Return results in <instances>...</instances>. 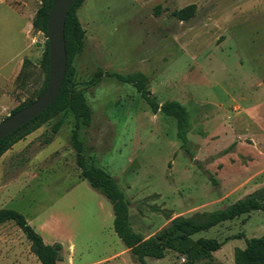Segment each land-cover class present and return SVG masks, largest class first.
Masks as SVG:
<instances>
[{"label":"rangeland","instance_id":"obj_1","mask_svg":"<svg viewBox=\"0 0 264 264\" xmlns=\"http://www.w3.org/2000/svg\"><path fill=\"white\" fill-rule=\"evenodd\" d=\"M12 4H22L31 20L39 1L0 0V120L35 99L44 80L45 36L29 25L20 34L23 20L7 8ZM188 4L196 7L188 19L171 15ZM76 13L84 45L70 62L72 79L91 113L89 126L79 130L83 155L115 180L134 231L147 237L175 216L264 195V0H83ZM21 59L24 68L15 70ZM108 72H141L159 103L182 104L186 143L176 136L174 117L152 113L131 84ZM73 122L63 111L2 154L0 208L19 211L27 222L48 213L46 232L62 235L50 238L62 242L56 264H137L113 231L110 202L79 175ZM263 233L261 210L197 232L192 239L214 237L222 245L194 263L235 264L234 249ZM184 259L168 250L146 261ZM0 264H40L11 220L0 223Z\"/></svg>","mask_w":264,"mask_h":264},{"label":"trees","instance_id":"obj_2","mask_svg":"<svg viewBox=\"0 0 264 264\" xmlns=\"http://www.w3.org/2000/svg\"><path fill=\"white\" fill-rule=\"evenodd\" d=\"M38 1L39 5L31 19V25L34 30L42 32L45 36L44 46L39 59V65L44 72V80L35 97L43 90L47 78L48 45L46 39V19L54 0ZM82 1L77 0L69 8L65 17L66 67L64 79L57 95L41 113L0 139V156L15 142L39 128L49 119L63 111H68L74 118L70 131V145L75 152V163L79 168V175L110 202L113 214V231L130 252L134 261L137 264H147L146 258L160 259L165 256L168 250H174L184 255V264H195V260L199 258L210 257L212 252L220 248L222 241H218L214 237L203 236L192 239V235L243 213L252 210L264 211V195L252 193L222 208L196 212L190 216H175L170 219L168 226L161 232L147 237L132 229L129 221L128 202L123 192L112 176L104 169L99 166H89L86 164L83 155V144L79 139V130L82 127L89 126L91 121L90 106L86 102L83 91L75 88L72 79L73 67L70 65L72 58L82 50L84 45V29L76 13V9ZM195 9L194 4H188L182 8L172 10L171 15L178 20H186L194 14ZM154 11L157 15L159 13V6H156ZM24 66L25 60L22 62L21 69ZM101 73V70H97L96 75L99 76ZM106 74L114 77L119 82L131 84L149 106L152 113L160 111L164 115L174 117L176 120V136L183 145L186 143L189 116L182 104L176 100H166L159 103L147 85V76L141 72L128 74L108 72ZM32 100H26L13 108L10 113L18 110ZM60 125L61 120H56L52 126V132H57ZM51 139V137H48L44 141L48 143ZM7 220L13 221L21 230L29 242L31 252L40 264H56L60 260L62 244L58 241L50 244L45 243L41 235L33 229L22 213L12 208H0V223ZM233 259L235 264H264V233L257 237L245 238V246L234 249Z\"/></svg>","mask_w":264,"mask_h":264},{"label":"water","instance_id":"obj_3","mask_svg":"<svg viewBox=\"0 0 264 264\" xmlns=\"http://www.w3.org/2000/svg\"><path fill=\"white\" fill-rule=\"evenodd\" d=\"M76 1L54 0L46 19L48 71L45 86L35 99L0 120V139L41 113L57 95L66 67L65 17Z\"/></svg>","mask_w":264,"mask_h":264},{"label":"crops","instance_id":"obj_4","mask_svg":"<svg viewBox=\"0 0 264 264\" xmlns=\"http://www.w3.org/2000/svg\"><path fill=\"white\" fill-rule=\"evenodd\" d=\"M13 6H7V8L13 13V15H14V17L15 18H20V20L22 19L23 20V25H21L20 26V29H19V33L21 34L22 32H26V29H27V27H28V25L29 26H32L31 25V20H29L28 19V14L27 13H25V11H24V8H23V6H22V4H12ZM24 48L25 47H22V51H19V53L18 54H16V56H18L21 52H23V50H24ZM20 58H21V56H20ZM21 65H22V59L19 61V63H17V66L15 67V70H18L20 67H21ZM34 133H35V130L34 131H32V132H30L29 134H27L25 137H23L22 139H20V140H18L17 142H15L11 147H17L18 145H20L25 139H27L28 137H31L32 135H34ZM10 147V148H11ZM9 148V149H10ZM9 149H7L6 151H8ZM5 151V152H6ZM4 152V153H5ZM2 156V155H1ZM0 156V157H1ZM49 218V215H48V213H46L45 215H43V216H41L40 218L38 217V220L37 221H35V222H33L32 220H30V219H28V222L30 223V225L33 227V229L35 230V231H37L38 233H40V234H42V236H44V238H47L46 240L47 241H45L44 240V242L46 243V242H55V241H60V243H62L61 242V240H59L58 238L56 239V240H51L50 238H52L53 236H62L61 234H51V233H48V232H46V230H45V227H46V225H47V219ZM45 235L47 236V237H45ZM43 238V237H42ZM54 239V238H53Z\"/></svg>","mask_w":264,"mask_h":264}]
</instances>
